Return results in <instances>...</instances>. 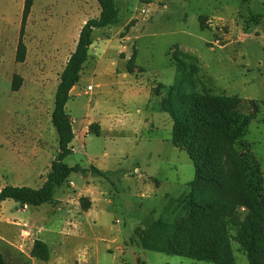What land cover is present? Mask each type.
<instances>
[{
    "label": "rangeland",
    "instance_id": "rangeland-1",
    "mask_svg": "<svg viewBox=\"0 0 264 264\" xmlns=\"http://www.w3.org/2000/svg\"><path fill=\"white\" fill-rule=\"evenodd\" d=\"M116 3L119 21L94 29L66 105L75 137L64 162L84 171L57 187L52 202L20 207L4 221L1 212L0 236L19 246L1 250L8 264H216L144 249L136 232L184 215L178 198L195 175L186 150L172 141L173 120L161 104L177 59L190 77L183 91L237 96V113L253 117L235 148L259 166L264 203V0ZM23 6L0 0V187L39 188L58 151L51 115L60 74L81 27L101 9L97 0H35L23 33L26 58L17 62ZM14 74L22 77L17 91ZM91 190L96 206L83 210ZM79 194L69 211L66 201ZM239 220L230 219L233 236ZM36 240L48 243L49 260L32 256ZM232 244L235 264H249Z\"/></svg>",
    "mask_w": 264,
    "mask_h": 264
},
{
    "label": "trees",
    "instance_id": "trees-1",
    "mask_svg": "<svg viewBox=\"0 0 264 264\" xmlns=\"http://www.w3.org/2000/svg\"><path fill=\"white\" fill-rule=\"evenodd\" d=\"M35 0H24L16 61L26 58L23 33ZM100 14L88 18L80 29L74 51L60 74L51 115L58 135L55 154L46 180L39 188L4 185L0 189V205L13 199L21 206H40L53 201L56 188L68 182L73 172L84 171L76 164L70 166L64 159L73 150L75 133L66 105L71 89L79 82L88 60V50L94 29L107 28L119 21L120 10L116 0H97ZM134 58H130V64ZM175 81L169 94L161 101L162 108L173 120L172 141L186 150L195 167L194 179L178 198L184 215L175 221L163 218L153 220L146 228L137 229L138 241L144 249L204 260L216 264H235L233 241L246 254L249 264H264V203L260 191L261 171L246 152H238L236 141L253 117L242 118L237 113L240 99L210 91H183L190 81L187 64L176 61ZM133 70L129 66V72ZM22 77L14 74L11 88L17 91ZM158 94V93H157ZM98 133V132H97ZM249 158V159H248ZM95 173H101L96 167ZM90 202L83 204L87 209ZM239 228L230 232L231 218L239 217ZM34 257L49 260L50 249L43 240H36L31 249ZM0 264H8L0 252Z\"/></svg>",
    "mask_w": 264,
    "mask_h": 264
},
{
    "label": "crops",
    "instance_id": "crops-1",
    "mask_svg": "<svg viewBox=\"0 0 264 264\" xmlns=\"http://www.w3.org/2000/svg\"><path fill=\"white\" fill-rule=\"evenodd\" d=\"M76 86V85H75ZM75 86L71 89L70 93H72V91L74 90ZM89 86V85H88ZM87 86V87H88ZM85 133H87L85 131ZM84 133V134H85ZM75 137V136H74ZM100 170V169H99ZM99 174V173H98ZM4 185H2L0 187V189L3 187ZM91 194L89 193V201L92 202V204L90 203L89 204V207L87 209H84L83 210H90L91 208L95 207L96 206V196H94L92 193H93V190H91ZM83 195V194H82ZM81 195V196H82ZM80 194L79 196L75 197V198H69V200L66 201L67 203V209L70 211L72 209V203L75 202L74 204L78 203L79 201V198H81ZM52 202V201H51ZM49 203V202H48ZM73 204V205H74ZM9 206V207H8ZM23 208L22 210H25V209H29L30 206H21L20 203L14 201L13 199H6L4 201H2L1 205H0V216H1V212H2V216H1V219L2 221L8 219V217L10 216H17V214L19 213L20 209ZM25 207V208H24ZM83 207V206H82ZM20 208V209H19ZM29 217V216H28ZM27 217V218H28ZM44 241V240H43ZM46 242V241H45ZM47 243V242H46ZM48 244V243H47ZM10 245H13L14 247H16V249H19V246L17 247L16 245H14L12 242H10L9 240L5 239L3 236H0V252L2 253L3 250H6V248ZM49 246V245H48ZM2 250V251H1ZM19 251V250H18ZM3 255L5 253H2ZM6 260H7V255H4ZM30 256V255H29ZM31 257V256H30ZM8 262V260H7ZM12 264H15L14 262Z\"/></svg>",
    "mask_w": 264,
    "mask_h": 264
},
{
    "label": "built area",
    "instance_id": "built-area-1",
    "mask_svg": "<svg viewBox=\"0 0 264 264\" xmlns=\"http://www.w3.org/2000/svg\"><path fill=\"white\" fill-rule=\"evenodd\" d=\"M87 88H88V89H92V85H89ZM72 150L74 151V148H73V147H72ZM70 185L73 186L74 183H73V182H70ZM25 206H27V205H25Z\"/></svg>",
    "mask_w": 264,
    "mask_h": 264
}]
</instances>
